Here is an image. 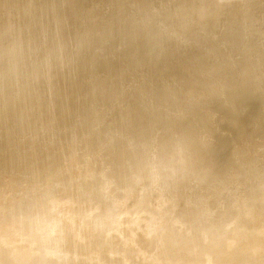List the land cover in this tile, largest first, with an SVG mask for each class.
Returning <instances> with one entry per match:
<instances>
[{
  "label": "bare ground",
  "instance_id": "1",
  "mask_svg": "<svg viewBox=\"0 0 264 264\" xmlns=\"http://www.w3.org/2000/svg\"><path fill=\"white\" fill-rule=\"evenodd\" d=\"M25 1L26 0H16L15 3H19V6L21 5V7H22L23 6L22 4H25ZM75 1H78V0H64V1L63 0H52V2L47 6L48 11H46V12H48V14L42 20L41 25L39 27H36V28L34 27V25L32 24L33 19L30 20L29 26L23 25L25 27L24 30H26L27 33L19 34V33H16L14 31H12V32L4 31L2 29L3 22L0 23V41L2 42V44H0V46H3V45L5 46L6 44H10V46H12V48L14 46H16V48H17V45H18L17 49L16 48L15 49L14 48L9 49V45H6V46H8L6 48L9 49V52L7 51L8 49H6L4 47V49H6L7 52L6 51H5L6 53L2 52L1 53L2 57L0 58V69H2L4 66L6 68L5 73H0V80L4 82V86H3L4 91H3L2 95H0V96L5 97L7 100L6 103H3L0 106L1 107V110H0V140H2L0 142V151L3 150L5 152L4 154L0 153V158L6 157L8 160H11V163H14V162L19 163L18 159H20V158L18 157V155L16 156V158H13L14 148L15 147L17 149L22 148L21 151L19 150L20 153L23 152V149L24 150L26 149V147H25V146H27L26 143L24 144L25 145L24 146V145H22V142L24 143L26 141V140H24L25 139L24 137H26V135L28 133V131H27L28 129H25L22 126H18V128L20 127V129L16 130V128H17L16 120L19 117L18 108L20 106L26 104L27 108H25V109L27 111H31L32 109L34 111L36 110L34 114H36V112H37V115H38V117L36 118L37 124L41 123V121L43 122L48 117V115L51 116L50 115V114H52L51 110H53V109L56 110L58 108V111L60 112L59 109L61 107L62 100L66 99L65 92H68V91H65V92H63V91L65 90V88L67 90V87L69 85H71L73 87L72 84L75 83V81L72 79L74 77V75H72L73 72H75V74H76V72L79 73L81 70L84 72V70H85L84 68L87 65V63L90 64L89 68L93 67V70H94L97 63L101 62V64L102 63L104 64L106 62L108 63L109 60L111 62L109 61L110 64H109L108 68L109 67L113 68L114 66L111 65L113 62L112 61L113 60L112 59V54H113L112 52H114V54H115V51L116 52L118 51V53H117L118 58H119V55L121 53H122L121 55L132 56V58H130V60H129V57L127 59V56H124L125 57L124 61H126V60H129V62L132 61L131 63H128V61H126L125 64L128 63V64H130L129 66H131V64H133L135 67H137V69L141 70V72H138V73H142V70L148 71L150 73V77H149V79L148 78L147 79L150 80L152 78L155 81H157L156 83L158 84V87L155 90L148 87V85H150V83L147 84V87L152 89V92L154 90L153 98H152L153 93L151 94V92H149V91L148 92L146 91L145 93L151 94V95H149L150 98L151 99L155 98L154 101L156 103H158V105L161 102L162 103L164 102V103H166V105L169 106L170 104H168V102H171L172 99H173V102H171V103H174L177 101V100L174 101L175 97H178V99L180 100L181 95L182 96L184 95L186 98L188 97L191 99V103H189L187 101V100L190 101V99L187 98V100H186V99H184L185 97H182L181 100L185 101V102L187 101L191 105L190 106L191 108H189L190 110L187 111L185 109L186 103L182 104L181 100H180L181 102L178 101L182 105H185V107H184L180 104V107L182 106L185 110H183L184 113L181 111L182 115L183 114L184 115L179 116L180 118L183 117V120H181V121L179 120L180 122L174 124L175 121L173 119L171 121H174V123H172L169 120V114H171L170 117H172L174 115L172 118L176 119L175 113H169L168 114V112H167V114H164L165 112H163V113L161 112L163 110V108L161 110V107H163V105L165 106L164 103H163V105H161V107H159L152 100V102L155 103L157 106L155 108L159 107L158 109L161 110L160 111L161 115L164 114L165 116L164 115L163 116L165 118H163V116L161 117L158 114V113H160L159 110L154 109L155 112L158 111L157 113H155L153 111L154 107L152 108V110H151V108L148 109L149 105L152 106V103L148 101L149 98L146 99V98L142 97L143 98V100H142L141 96L144 95L143 93L146 89H144V91H143L141 86H138L139 84L137 85L139 87L137 90H136L137 87H133V88H135V89H133L129 86L130 84L127 82L129 75H127V74H130L131 71L130 72L125 71L124 74L126 73L125 74L126 76L123 74V71L125 70V68H123V67H125L124 63H122L123 67H122V64H120L121 68H123L124 70H121V69H114L113 70L112 68H109L110 70L112 69L111 71L109 70L112 73H109V71H108L107 74L109 73L108 76L112 80V81H110V83L112 82V85H111L112 87L109 85V83H107V84L111 88L110 87L108 88V86L103 83L104 81L100 82V83L98 82L100 80V78L98 76H100V75H98L97 72L99 71L98 69L101 68L102 66L99 68H96L98 71L95 73L93 72V70H92V72L90 71V74L94 73V74L98 75L97 77L99 79L96 78L98 80L96 82H98V83H95L96 85L93 86L95 89L92 88V90L90 91V92H92L94 90L92 93L89 92L90 94H88L87 96L84 95V96H86V97H84L85 101L82 100V102L83 101L86 102L89 100L94 101L95 99H100V98H101V101H103L104 99H107V98H109L110 100H114L117 98V96H115V95L120 94V92L121 93L124 92L122 94L127 96L128 95L127 91L129 93L130 89L136 90L137 94L140 93L139 91L143 92L142 93L143 95L140 94L139 97H136L139 94L136 95V93H135L136 91L134 92L133 90H130L132 93H135L133 96L132 95L131 96L136 97V98L134 97L135 100H131V102H130V104L132 103L131 105L128 103L132 108H134L133 112H135V113L132 112V114H135V117L134 118L130 117L131 112H129V110H128L127 114L125 112L124 113L122 112L123 114H125V117L129 116V119H128L129 122H122V123L118 124L121 126V128L119 126H118V128L122 129L121 132L119 130V133L123 132L125 134V131L127 133L128 132L133 133L134 135L138 133L137 134L138 138L135 137L136 135L134 136L135 138H137V143L133 144L135 141L132 143L128 140H124V139H128V137L126 136L127 137L126 138V137H124L125 135H123V134L121 135L118 132H115L111 127H109L110 128V131H109L108 125L105 126L106 124L102 125L101 128L97 129V132L100 134V136H99V134L97 133L98 136L101 138V136L103 135L102 136L103 141H104V139H108V132H110L112 134V137H113L114 133H115V135H117V134L121 135V137L120 136H119V138L117 137L118 138L117 144H119V145L117 146V144H116L115 149H114V147H113V149L111 148L112 150L109 149L110 151L114 150L115 153H107L109 160H110V157L112 154H114L116 156L115 163L111 164L114 160L112 162L110 160V163H109V160L106 159V160L100 161L101 162L100 166L103 165V166L107 167L109 169L110 174L119 175V174L123 173V171L125 172L128 169H134L135 170V169H141V168H143V166L144 167L149 166V165H151L152 161H153V163L160 161V162H157L155 165L157 166V164H159L161 167V165H163V164H160V163L162 162L163 159L167 160L164 157H166L167 156L166 154H168V153H171L169 155L170 157L168 156L170 159L176 158V160H177V158L179 156V158H178V159H180V160H178L179 166H178V168L176 166V170H175V167L173 164L174 162L177 163L175 159H173V161L175 160L174 162L169 163V164L173 165V166H171V167H174L173 169L170 168V165L167 164L168 161H167V163L166 162L164 163L165 166H167V167L163 168V166H162L161 167L162 169L161 168L157 169L154 166L157 169L156 170L157 174L161 175V176L172 177V175H174L175 171L177 174V172L179 171L178 169L180 167H181L180 170L181 169L184 170V176H183L184 178L182 176L179 177L178 175H176L179 178L182 177L183 180L175 179L174 182H172L170 180L165 182L162 180L160 182L161 185L164 184V186L163 185L162 186H163V188H165V189L162 188L163 189L162 194L164 192V194H163L164 195V201H165V198L167 197L166 195H169L170 192H172L173 199L175 198L174 197L175 194L179 197L185 195L186 201L199 199L198 201H200V202H203V200H204V203L206 205L208 203H206L205 200L207 201V200L211 199L212 203H209V204L213 206V208L211 207L212 210L214 209V211H212V212H215V214H216L215 217L213 218V222L215 223L216 227L221 232H223L225 230H227L228 232H232V231H235L237 229H244L246 231H253V230L259 231L260 229H264V201H262V198H264V179H262L264 177V174H263L264 171H263V173L261 171V177L262 178H260L261 179L260 180L258 178V177H260L259 176L260 173H258V169H256V166L259 164V161H258V164L256 163L257 158L259 159V157H260V158L264 159V115L262 116V118H261V116L260 117L258 116V115H262L264 111L262 110V104H259V105H261V110L263 111L261 114H259L261 111L260 106L258 108L257 104H255L254 107H251L252 109H254L256 106L257 108H255L254 110H252L249 107L252 111L251 110L247 111L246 109H248V107L245 109V107L247 106V103L245 104L246 106L244 108H242V107L237 108L239 105H241L239 103L243 102L244 100H247L249 97L252 96L251 94H252V91H254V89L253 90L251 89L252 91L250 90L251 91L250 92L249 88H251L253 85L255 86V84H254L255 82L259 86V87L257 86L258 89L260 88L259 90H255V91H259L255 94L257 96H259V98H262L260 95H263V98H264V0H255L254 2L251 0L250 3L246 4V7H245V2H244V6H243V4L240 3L241 2L240 0H178L177 2H176V0H175V2L173 0L174 4L178 3L176 5L175 9L173 8V6L175 7V5L173 3H171V4H173L171 6L174 9L173 11H172V8H171V10H169L170 2H172V0H170V1H168V0H100L99 1L98 0V2H101V3L98 6L96 5L97 9L95 8L94 10H91L89 8L90 7L89 6L90 5L89 0L88 1L85 0V4H87V2H89V5L87 4V6H86L87 8L86 9L84 8L83 10L79 9L81 11L75 9L78 12L74 11L75 14H73L71 17L70 13L67 14V12H70L72 10V9H70V11H68V9H69L68 6L71 7V5L76 4ZM113 1L117 2L116 3L117 5L114 4V5H116V7L113 5L116 8V10L114 9L115 10L114 14H113V12L111 13L113 15H110L107 18H105L104 17L105 11L107 9L104 10V8L107 7L108 4L111 5L110 3H113ZM243 1H245V0H243ZM72 2H73V4H71ZM81 2L84 3L83 0ZM81 2H80V4H81ZM247 2H248V0H247ZM256 2H257V4H256ZM83 3H82V6L84 5ZM80 4H79V6H81ZM76 5H78V2ZM79 6H76V7L81 8ZM155 6L159 7L158 9H160V12L156 11L157 9L155 8ZM152 7H154V9H155V10H153V11H155V13L154 12L152 13L150 11L153 9ZM39 8L40 9H38L36 12L37 14L39 12H40L39 14L45 13V10H46L45 7H44V9H41L42 8L41 6ZM108 8H110V7H108ZM166 8L168 10V13L165 11ZM229 8H231V9H229ZM148 9H149V11H148ZM146 11H148L149 13ZM170 11H172V12H170ZM157 12H159L160 16L162 14L163 15H167V14L170 15V16L167 15V17H166L168 20H170L169 18L172 16L171 19H172V22L174 20L173 24H175V25L173 26L174 28L171 30V32L173 30H175V31H177L176 33L179 35V37H181L180 40H178L179 38L177 37V34H176V36L173 34V33H175V31L172 32L170 37H172V36L177 37V41H178V42L176 40L174 41L175 46H172L174 44V42L173 43L171 42L172 45L168 46V43L171 40L169 39V37L165 36L166 34H164V33L161 34V32H165V31H163V30L161 31L160 26H161L162 22L164 21L163 23H165L166 20L162 19L163 20L162 21L161 18H164L165 16L162 17L163 16L162 15L160 17L156 14ZM150 13L152 14L151 16H153V14L155 16L147 17L148 15H146V14H150ZM165 13H167V14H165ZM156 15H157V17H156ZM68 16L70 17V19H68L69 18ZM124 16H125L126 20L124 19ZM118 17H120L119 19H122L121 17H123V19L125 20V21L121 22L118 19L119 24L121 23L120 24L121 26L117 24L118 21H116V18H118ZM98 18H100V19L103 18L102 21L104 23L103 22L102 23L106 24L105 25L106 27L104 28V30H102L101 32L99 31V33H97V31H95L97 29H95V26H94V22ZM113 18H115L116 24L114 23ZM166 18H164V19H166ZM18 21H20V20H18ZM137 21L141 22V26L139 25L140 29L136 25H135L136 27L134 25L132 27L130 26L131 24H135ZM159 22H161V24ZM169 22H171V20ZM61 23L64 24V26L61 25L63 27V28L61 27L63 30V31L61 30V32L64 35V37H67L66 40H68V41L62 39L63 36H62V34H60L59 25ZM156 23L160 27L159 28L160 30H156V32H152L155 30L154 26L156 25ZM138 24H140V23H138ZM142 24H144V26H142ZM169 24L170 23H168V26H169ZM157 25H156V27H158ZM73 26H77V29L74 30ZM141 27H144L145 31H142ZM163 27H164V25H163ZM136 28H137V30L138 29L141 30L142 33L136 34L139 31V30L137 31ZM211 29H215L216 31L219 30V31H217V33H219V32L221 33V31H223V32L221 35L219 33V35H220L219 36V35H216L217 33L216 34L214 33L215 30L212 31ZM168 30L170 32L169 27L167 28V31ZM189 30H190V34H192V36L194 35L193 30H195L194 31L195 35L193 37L190 35L191 37L187 39V35H186V37L184 35L186 34L185 32L189 31ZM208 30H209V32L212 31L215 35L214 34L212 35L210 33L211 34V36H210ZM158 31H160V34H157ZM203 31L204 32L207 31L209 36L207 35L206 32H205V35H207V36H205ZM2 32H4V33H2ZM143 32H145V33H143ZM201 32H203L202 34H203V36H205V39H204V37L200 38V36L202 35ZM15 33L17 36H14ZM152 33H155V34H152ZM166 33H168V32H166ZM169 34H168V36H169ZM60 35L62 37L60 39H62L63 41H66V43L65 44H62V43L57 44L55 42L57 45H54L52 42L51 45L53 44L54 48H56V49H54L55 52H53L52 50H51L52 51L51 52L50 48H52V47L46 45L47 41L49 40V38L55 37L54 38V39H56L55 41L61 42V40L59 39ZM182 36L185 37L186 39L182 38ZM174 37H173V39H175ZM206 37H208V38H206ZM57 39H59V40H57ZM4 40L5 41L7 40L9 43L7 41H6L7 43H5ZM50 40H53V39H50ZM189 40L192 43L187 42ZM67 42H70V43L68 44ZM3 43H5V44H3ZM48 44H50V43H48ZM188 44H190V45H188ZM92 45L95 47H93ZM108 45L111 47L109 48ZM70 46H72L71 48L74 47V49H71V50H74L73 52L69 51V52H71V54L67 51L68 50L67 48H70ZM106 46L108 47V49H110L108 52H104V50H103V49H105ZM163 46L167 47L166 52L164 50L160 51L162 49L160 47H163ZM107 47H106L105 51L108 50ZM157 48H158V50L160 48V50H159L160 52L159 51L158 52L161 53L162 55H163V52L166 53V54L164 53V59L162 58L163 59L162 61H165V59H166L169 67L165 66V64H167V63L164 64V62L163 63L160 62L162 65L164 64L163 66H165L166 69L168 68V70L165 72L163 69H162L163 71L161 69H159V66H157V64H155V62H154L155 57H157L158 59L161 58V57L160 58L158 57L161 54H157V56H155V57L152 56V52L156 53L157 51H154V50L155 49L157 50ZM101 50L104 53L108 54L107 56H109V54H111V56H109V58H107V56L102 53L103 57H101L100 56V53L102 52ZM119 51H120V54H119ZM22 52H24L23 53L24 55L22 54ZM20 53H21V55H19ZM33 53L36 54V55H34L36 57V58L34 57L36 62H39L40 60H42V61L45 60V64H42V63H44L42 61H40L39 63L36 64L34 59L30 60V61H34V63L36 65L30 61H29L30 63L27 62L28 64H26V61L24 62V59L27 57V54L31 55L29 57V59H32ZM38 53H40V54L38 55ZM48 54L50 55L49 58H47L49 56ZM60 54H62L64 56L63 58L60 59L61 62H60V60L59 61L57 60V57ZM74 54L77 55V57H78L77 63L79 64L80 63L79 61L82 60L81 63L79 65L77 64V67H76L75 66L76 62L73 61L75 65L72 64L73 66H69L71 69H63V65L68 64L66 62H69V60H73V59L75 60L76 59L75 58L76 56H73ZM114 54H113V56H115ZM17 55H19L20 57ZM46 55H48V56H46ZM121 55H120V59H121ZM154 55H156V54H154ZM21 56H25L24 59H21L23 61H21L18 58H17V60H20V62H22V63L24 62V63L23 64L21 63L19 65V64H17L19 62L18 61L16 62V57L21 58ZM45 56H46V58H45ZM72 56H73V58H71ZM104 56H106L105 57V59L107 58L106 60H108V59L109 60L105 62V59H104V61L102 62L101 59H103ZM110 57H111V59H110ZM43 58H45V59H43ZM122 58H123V56H122ZM157 58H155V59L157 60ZM26 59H28V57ZM46 59H48V62H46ZM62 59H63L64 63L62 65V70H59V68L61 67V64H62ZM15 62H16V65H15ZM121 62H122V60L120 61V63ZM156 63H158V62L156 61ZM160 63L158 65H160ZM93 64L94 65L96 64V65L92 66ZM187 64L191 65L190 69L184 68L185 70H182L183 69L182 68L181 69L182 71L178 72V70H177L178 67L184 66V65L187 66ZM69 65H71V63ZM107 65L105 68V64H104V67H102V69H100V70H103L104 68L108 70ZM120 65H118V66H120ZM74 66L76 68H74ZM98 66H100V65L98 64ZM118 66H116V67H118ZM126 66H128V65L126 64ZM47 67H50V68L52 67V69L54 67V68H56V71L53 69L55 72L54 71H52V72H54V73H52V74L49 73L50 76L48 74L45 75V73H46L45 71H47L46 70ZM57 67H59V68H57ZM165 67H163V68L165 69ZM65 68H66V65H65ZM130 68H132V67H130ZM130 68H127V69L130 70ZM192 68L193 69L195 68L196 71H193ZM133 69L135 71L137 70L135 68H133ZM133 69H132V71H133ZM86 70H88L87 66H86ZM107 70H104L105 73ZM48 72L49 71H47V73ZM148 72H146V73L143 72V75H144V73L147 74ZM84 73H86L85 74L86 76L91 77L90 74H87L88 71H85ZM98 73L103 74L104 72L99 71ZM134 73H133V75H134ZM149 73H148V75H149ZM103 75H101V76H103ZM143 75L139 74V76H140L139 80L141 78H143V77H141ZM94 76H96V75H94ZM108 76H106V77H108ZM130 76H132V75L130 74ZM137 76H138V74H137ZM144 77H146V76H144ZM129 78H131V77H129ZM137 78L138 77H136L135 80H138ZM56 79L59 80L60 82H63V84L68 83V81L72 82V80H73V83L69 84L68 86H67V84H65L66 87L64 88V90L61 89L62 88L61 87V88H59V91L61 90L60 94L59 93L56 94V91L58 92V89L55 87L59 86L56 83L57 82ZM93 79L95 82L94 77H93ZM102 79L103 78H101V80ZM103 80H105V79H103ZM135 80L133 79L132 83H134ZM59 81H58V83H60ZM90 81L93 83L92 80H90ZM140 81H143V79H141ZM150 81H148V82H150ZM126 82H127V86H129L130 88L127 87L126 88L127 90L125 92L124 86L126 85ZM151 83L153 84V85L152 84L151 85L154 88L155 82L152 80ZM161 83H163V85L165 83L169 84V85H171V83H173L172 85H174V86L171 85V87L172 88L178 87V88H174L175 91L174 92L172 91L173 94H172V92H171V94H169L166 91L167 89H165V87L159 86ZM63 84H62V86H63ZM250 84L252 85L251 87H250ZM2 85H3V83H2ZM74 85L77 86L78 84H74ZM144 85H145V83H144ZM175 85H177V86H175ZM207 85H209L210 87ZM76 86L74 87V89L76 88ZM156 86L157 85L155 84V87ZM145 87H146V85L144 86V88ZM51 88H55L56 89V90H54L55 92L53 91L54 94L57 96L59 95L58 97L57 96L54 97L53 96L54 94L52 92V94H53V95L51 94V96L53 98L52 100L50 99L51 97H49V99H48V98H46V94H44V96L42 94V93H45V90H48ZM77 88H78V86H77ZM128 88H129V90H128ZM166 88H168V85L166 86ZM172 88L168 89V91L172 90ZM0 91H1V85H0ZM41 94H42V96H41ZM30 95L32 97H30ZM129 95H128V99L131 97V96L129 97ZM126 96L122 95L123 98L120 96L121 100L124 99ZM147 96H148V94H147ZM240 96L244 100L239 101L238 106L235 105L236 110H234V112L232 110H230L231 111L230 112L229 108L232 105H234V104H232L231 106H229L231 101H233V99L240 97ZM28 97L31 99L29 100ZM72 97H73V99H72ZM144 97H146V96H144ZM118 98H119V95H118ZM118 98L116 100H114L115 104H116V101H118V102L121 101V100H118ZM47 99L51 102V104L53 106L51 108V110L49 107H47L48 106L47 105V103H48ZM70 99H71L70 101L73 100V102H74V96H71ZM238 99H237V101H238ZM145 100L148 101V102L146 101L148 108L145 107V105H144L145 102L144 103L142 102ZM67 101H69V100L68 99H66V101L63 100V102H65L66 106L68 104V103H66ZM124 101H125V99H124ZM237 101H235L236 104H237ZM261 101H263V100H261ZM75 102H76V99H75ZM75 102L73 104H76V105H73V106L80 107L78 104H80L81 102L78 103L79 100L76 103ZM123 102L121 104H119L118 107L120 105H121L120 108H122V106L123 107L128 106ZM125 102L127 103V101H125ZM69 103L72 104V102H69ZM256 103H258V101ZM70 104H68V105H70ZM122 104H124V105H122ZM171 105L173 106L174 104H171ZM175 105H177V103H175ZM49 106L51 107V105H49ZM64 106L65 105L62 106L63 107L62 109L64 110L63 112L59 113L57 111V113L56 112H54V113H56V114L59 113L58 114V117L60 115L59 120L69 121L68 119L73 117V115L76 114L78 109L76 110L74 107L72 110H70V108L68 110L65 107L67 109L66 110L64 108ZM263 106H264V103H263ZM67 107H70V106H67ZM118 107H117V109H118ZM167 107L164 110L170 111L168 109L170 107H168V108ZM173 107H175V106H173ZM173 107L171 108V110L176 109ZM176 107L178 108V106H176ZM233 108H235V107L233 106ZM123 109L124 108L118 109V111H120V110L123 111ZM128 109H131V108H128ZM180 109L181 108H178L177 111H180ZM80 110L81 109H79V111ZM130 111H132V109ZM186 111H187V113L185 114ZM78 112H77V114H78ZM174 112H176V110ZM181 112H177L176 116L180 115ZM118 113H120V112H118ZM154 113L159 115L160 119ZM120 114H119V116H120ZM131 116L133 117V115H131ZM156 116L158 119L156 118ZM257 116L259 118H261V120L259 119L258 122L256 121V123L259 124V125L256 124V126L258 127L257 128L258 131L255 130L253 132L255 133L257 131L262 136V141L261 142L258 141V144H257L258 147L260 144L261 149H260V147L256 148L257 141H255V139H254L256 133L255 134L252 133V136H250V137L246 136L245 129H249V128L247 127L246 124H244L246 121L244 119L247 118V120H250V123L247 121L246 122L249 124H252L253 121H255L257 119ZM33 118H34V116H33ZM130 118H131V120H130ZM161 118L164 120H161ZM242 118H244V119H242ZM177 119H178V117H177ZM241 119H242V121H240ZM159 120L161 122L160 126L158 124ZM243 120H244V123L241 124L240 122H243ZM84 121H86V120H84ZM13 122L16 123V126H15V124L13 125L16 127L15 130H12ZM119 122H121V120H119ZM82 123L85 124V122H83V121H82ZM99 123H104V122L101 121ZM99 123H98V125L100 126L101 124H99ZM188 124L189 125L191 124L192 126L190 125V127H189ZM33 125L35 126V122ZM109 126H111V125L109 124ZM115 127H114V129H117ZM185 127H186V130L192 129L193 131L192 130L187 131V133H188L187 134L186 130H184ZM38 128H40V127H38ZM189 132H191V133L189 134ZM154 133H157V134H154ZM47 134H49V133H47ZM47 134H46V136H47ZM5 135L12 137L13 139L14 138L16 139V140H13L14 143H16V144H14L15 146L12 144L13 142L11 140H9V141H11L12 143L9 142V144L7 141H6L7 143L3 142V137ZM10 135H12V136H10ZM28 135L31 136L32 133L28 134ZM232 135L234 136L233 139H231L233 137ZM256 135L258 136V134H256ZM46 136H45L44 140H46L47 138L50 137V135L47 137ZM129 136H133V135L129 134ZM227 136H231L230 140L227 139L228 138ZM32 137H33V135H32ZM34 137L37 138L38 136H34ZM59 137L60 136H58V138ZM123 137H124V139H123ZM29 138L26 137V139H29V141L33 140V138H31V137H29ZM35 138H34V140H35ZM39 138L40 137H38L39 142L34 143L35 141H38L37 139L33 142L34 146L36 144H37V146H41L40 143H42L43 137L41 138L42 140H40ZM100 138H99V140H100ZM115 138H116V136H114V140H115ZM117 138H116V140H117ZM120 138L123 139L122 143L119 142V140H121ZM258 138H259V136H258ZM258 138H257V140H258ZM132 139H133V137H132ZM132 139H131V141H132ZM129 140H130V137H129ZM29 141L27 140V144L30 143ZM127 141L133 145L139 146V148L137 146H134V148L136 147L137 148L136 150H138V152L137 151L135 152L136 155L134 154L135 149H134V151H132V148L131 149L129 148L130 151L128 150L129 145H127V143H128ZM216 141L219 142L218 143L219 145H217ZM58 142L59 141L54 140V142L53 141L50 142V146L49 145H46V146L43 145V147L42 148L40 147V148L43 149V151H46L50 158L54 157V159H55L56 155L55 156H53V155L55 154L54 150L58 149L57 148V146L59 145ZM51 143L57 144V146L55 147L56 149L53 150ZM113 143H116V142H112V144ZM6 144L7 145L12 144L13 147L12 146L6 147ZM104 144L101 143V145H104ZM131 144H130V147H131ZM161 144H164L165 147L162 145V147H164V148L160 150L159 149L160 147L158 148L157 146L158 145L161 146ZM60 145H61V143H60ZM101 145H100L99 151L102 150L103 147L105 146L104 145L101 149ZM113 145H111V143H110V146H109V144H108V148L113 146ZM133 145H132V147H133ZM53 146H55V145H53ZM8 147H10V148H8ZM105 148H107V146H105ZM177 148L181 149L180 153L176 152V155L177 154H179V155L177 157H175L176 155L174 157H171V155L173 156L172 151H176L174 149H177ZM255 148L260 150V151L258 150L259 153L258 154L256 153L257 154L256 156L254 155V153L253 154L251 153V151ZM179 149H177V150L179 151ZM215 149H218V151L220 150L219 153ZM109 150L105 149V151H108V152H109ZM255 150H253L252 152H254ZM59 151H61V150H59ZM151 151L153 152L154 157H152V158L149 157L152 160L149 164V161L147 160L149 158H147L148 156L146 154H148L150 156L151 154H149V152H151ZM211 151H213V152H211ZM24 152H23V154H24ZM55 152H57V154L59 155L58 150H56ZM130 152L131 153L133 152V153L131 154ZM100 153H101V151H100ZM103 153L105 154L106 152H102L101 155ZM210 153H212V154H210ZM215 153H217L218 156L217 155L215 156ZM174 154H175V152H174ZM21 155L22 154H20L19 156H21ZM73 155L75 156V154H72L71 156H73ZM105 155L101 156L100 159L102 157H105ZM144 155H146L147 159L143 162ZM211 155L214 157H212ZM77 156L78 155H76V157ZM76 157H75V160H77ZM70 158L73 159L72 162L75 164L76 162L74 161V157H70ZM169 158H168V160H170ZM125 159H130V160L132 159V160L131 161L129 160L130 164L127 163L128 165H126V164H124V161L125 162L127 161ZM21 162L22 161L20 160V164L23 163V162L22 163ZM77 162H78L77 165H79L78 160H77ZM145 162L148 165L143 164ZM262 162H261V164H262ZM71 164L72 163L70 162L68 165L71 166ZM159 165L157 167H159ZM73 166H75V171H77L78 169L76 170V164ZM168 166L170 169L168 168ZM259 167H261V166H259ZM30 168L31 167H28L27 169H30ZM68 168H69V170H71L72 167L71 168L67 167V169ZM167 168L169 170L172 169L171 171H173L172 172L173 174ZM212 168H214L213 169L214 171H212ZM262 168H264V165L262 166ZM262 168H260V169H262ZM59 169H57V171ZM159 169H161V170H159ZM60 170H62V168ZM210 170H211V172H210ZM262 170H264V169H262ZM68 172H70V171H68ZM68 172H67V174H68ZM182 172H180V173H182ZM57 173H59V172H57ZM180 173H179V175H181ZM262 174H263V176H262ZM78 175L79 174L76 175V173H75L73 176H78ZM182 175H183V173H182ZM64 176H65V174H64ZM70 176H72V175H70ZM176 176H173V177H176ZM3 184L4 183L0 182V185H3ZM222 185L224 186V188ZM4 187L9 188V186H7L6 184L4 185ZM171 188H172V190H171ZM159 189H161V187ZM167 191H169V192H167ZM2 192L3 191H1V193H0V198L2 196L1 195ZM159 192H161V190ZM158 193H156V194H158ZM151 194L153 196L156 195L154 193H151ZM243 194L244 195L246 194L248 196L247 198H249L248 200L250 202L249 205L247 204V201L243 202L244 199L242 200L244 205H241V203H239V201H238L239 196H241ZM159 195H160V193L158 194V196ZM3 196L6 197L5 195H3ZM160 196H161V198H163L162 195H160ZM160 196H159V198H160ZM177 196H176V199L179 198ZM168 198L169 199L171 198L170 195L168 196ZM245 198H246V196H245ZM1 199H4V198H1ZM173 199H172V202H173ZM211 200H209V201H211ZM164 201H163V203L165 204V202L170 201V200H166L165 202ZM174 202L176 203V201H174ZM194 202L196 203L197 200ZM240 202H241V197H240ZM6 203H7V200L6 201L5 200L0 201V208H1V206H3ZM185 203L186 202H184L182 204V202H181V204H178L177 208L178 209L180 207L182 208L183 207L182 205H185ZM245 203L248 206H246ZM166 204H169V203H166ZM189 204L190 203H188L187 206L185 205L186 207L185 206L183 207V209L184 208L186 209L185 211L183 209L180 210V211L183 210V212H180V213H182V215L184 214L185 216L179 222V226H178V230L181 231L185 235V238H187V234L189 233L188 228L191 227L192 221L200 219V217L202 218V216L204 217L203 214H201L202 216L200 214H198L199 216H197L196 215V212H198L197 210H195L196 212H194L195 215H193V212H192V209H193L192 207H194V206L196 207V205H202V203L201 204L197 203L194 206H189ZM169 205H167V206H169ZM204 205H202V206H204ZM202 206L200 207V209L202 208ZM195 207H194V209H195ZM207 207H208V205L206 206V208ZM206 208H204V209H206ZM208 208H207L208 211L211 210L210 206ZM196 209L200 210L199 207L198 208L196 207ZM187 210L188 211L191 210L192 215L187 214L188 213V212H186ZM178 211H177V215H178ZM206 211L207 210H205L204 212H206ZM200 213H202V211ZM32 214H33V209L30 211V214L28 215V218H27L28 221H30ZM179 217H181V216H179ZM179 217H177V218H179ZM237 217H239L238 220H237ZM204 218H206V217H204ZM2 220H5V216L2 217ZM201 220H202L201 222H203V219H201ZM234 220L237 221L236 224L233 225L232 228H229V225H232ZM18 222H20L18 218H16V219L11 218L7 223L0 224V230H2V228H4L6 225L7 226L13 225L14 227H16ZM188 224H189V227L187 226ZM10 227H12V226H10ZM186 227H188V228H186ZM21 229H24V231H28V227L26 226V220H25V222L21 223ZM244 234L245 233H241V235H244ZM20 240H21V242L28 244L27 238L26 239H20ZM7 241H8V243L5 241V239L0 241V248L2 247L1 250H3V252L5 254H7L9 256V255H11L10 253H14V255L17 254L18 257L24 256L26 254V253L25 254L23 253V255H22V250H23L22 248H25V247L18 248L20 246L17 245V247H16L13 244H12L13 245L12 246L9 238ZM95 242H96L95 240L90 239V238L78 239L77 235L75 233L69 232L66 234V236L64 238V242L60 245V248H59V252L66 254V255H61L59 257H56L55 259H53L51 261V264H102V262H103V264H108V258L104 255V253L103 254L102 253H96L95 254L94 249L96 247L93 248V250H92V246L93 245L96 246ZM5 244L6 245L8 244L10 246L8 247V245L6 246ZM21 244H23V243H21ZM24 245L25 244H23V246ZM11 246H12V248H11ZM75 247L79 248L78 251L75 249ZM91 250H92V252H94L93 254H91ZM52 251L55 254L56 249H53ZM96 251L98 252V249H96ZM99 251H100V249H99ZM24 252H25V250H24ZM101 252H102V250H101ZM14 255H13V257H14ZM17 255H15V257ZM24 257H26V256H24ZM23 258H20V259L23 260ZM26 258L28 260V257H26ZM18 260H17V263L19 262ZM27 260H25V261H27ZM33 262H34V260H33ZM13 263L17 264L14 261H13ZM20 264H21V262H20ZM45 264H48V262H45ZM117 264H119V262H117ZM202 264H217V262L213 258H208V259L203 260Z\"/></svg>",
  "mask_w": 264,
  "mask_h": 264
},
{
  "label": "rangeland",
  "instance_id": "2",
  "mask_svg": "<svg viewBox=\"0 0 264 264\" xmlns=\"http://www.w3.org/2000/svg\"><path fill=\"white\" fill-rule=\"evenodd\" d=\"M64 1V0H63ZM82 1V0H78V1H75V3L77 4V2H78V5H76V4H73V2L71 3V4H73V5H71V7L70 6H68V11H70V9H72L70 12H67V14H69L70 13V16L72 17V15L73 14H75V12L74 11H76V12H78L77 10H79V9H86L87 7V4L89 5V2H90V9L91 10H94L95 8L97 9V6L101 3V2H98V0H89V2H87V4H85V0H83L84 1V3L83 2H81V4H80V2ZM86 1H88V0H86ZM100 1V0H99ZM168 1H170V0H168ZM178 0H176V2H177ZM241 2L240 3H242L243 4V6H244V2H245V7H246V4H248V3H250V1L251 0H248V2H247V0H245V1H243V0H240ZM243 1V2H242ZM253 2L255 1V0H252ZM16 2V0H0V23H2L3 22V25H2V29L4 30V31H10V32H12V31H14V32H16V33H19V34H21V33H27L26 32V30H24V26L25 25H27V26H29V22H30V20L31 19H33V21H32V24L34 25V27L36 28V27H39L40 25H41V22H42V20L46 17V15L48 14V12H46V11H48V9H47V6L52 2V0H26L25 1V4H22L23 6L21 7V5L19 6V3H15ZM115 2V3H114ZM174 2H175V0H174ZM174 2H173V0H172V2H170V8H169V10H171V6L174 4ZM213 2V1H212ZM82 3L84 4L83 6H82ZM117 2L116 1H113V3H110L111 5H107V7H105L104 8V10L105 9H107L106 11H105V18H107L108 16H110V15H113L114 14V12H115V10H116V4ZM171 3H173V4H171ZM214 3V2H213ZM252 3V2H251ZM79 4L81 5V6H79ZM114 4H116V5H114ZM178 3H176V4H174L175 5V7L173 6V8L175 9L176 8V5H177ZM241 4V5H242ZM256 4H257V2H256ZM65 5V4H64ZM97 5V6H96ZM115 7H114V6ZM213 5V4H212ZM19 6V7H18ZM42 7L41 9H44V7L46 8V10H45V13H41V14H37L36 12H37V10L38 9H40L39 7ZM67 6V5H66ZM75 6V7H74ZM76 6H79V7H81V8H77ZM248 6V5H247ZM74 7V8H73ZM108 7H110V8H108ZM153 8V9H152ZM151 9L152 10H150L152 13L154 12L155 13V11H153V10H155L154 9V7H152ZM155 8L157 9L156 11H159L160 12V9H158L159 7H156L155 6ZM161 8V7H160ZM168 8V7H167ZM167 8H166V12L168 13V10H167ZM172 8V11L174 10ZM75 9H77V10H75ZM115 9V10H114ZM229 9H231V8H229ZM40 11V10H39ZM79 11H81V10H79ZM148 11H149V9H148ZM148 11H146V12H148ZM172 11H170V12H172ZM74 12V13H73ZM113 12V14H111ZM159 12H157L156 14L158 15V16H160L159 15ZM169 12V13H170ZM149 13V12H148ZM167 13H165V14H167ZM146 15H148L147 17H150L152 14L150 13V14H146ZM157 15H156V17H157ZM163 15V14H162ZM161 15V16H162ZM168 15V14H167ZM167 15H163L162 17H164V18H166L167 17ZM153 16H155L154 14H153ZM153 16H151V17H153ZM160 16V17H161ZM168 16H170V15H168ZM69 17V16H68ZM159 17V18H160ZM120 17H118V18H116V21H118V25H120L119 24V20L121 21V22H123V21H125L126 20V18H125V16H124V19H123V17H121L122 19H119ZM164 18H161V20L163 19V20H166L165 21V23H163L162 21V24L164 25V27H163V25L161 24V22H159L160 24H161V31L163 30V31H165V32H161V34L162 33H164V34H166L165 36H167V37H169V39L171 40L169 43H168V46L169 45H172L171 44V42L173 43L175 40L177 41V37L179 38L178 40H180V38L181 37H179V35L176 33L177 31H175V30H173L172 32H174L175 31V33H173L175 36H176V34H177V37H174V36H172V37H170L171 36V34H172V32H171V30L174 28L173 26L175 25V24H173L174 23V20H173V22H172V16L169 18L170 20H171V22H169L170 20H168L167 18L166 19H164ZM68 19H70V17L68 18ZM114 19V23L116 24V21H115V18H113ZM119 19V20H118ZM18 20H20V21H18ZM103 20V18H98V19H96L95 20V22H94V26H95V29H97V30H95V31H97V33H99V31L101 32L102 30H104V28L106 27L105 25L106 24H103L104 22L102 21ZM168 21V22H167ZM103 22V23H102ZM167 22V23H166ZM70 23V22H69ZM138 23H140V24H138ZM143 23V22H142ZM158 23V24H159ZM168 23H170L169 24V26H168ZM173 24V25H172ZM24 25V26H23ZM64 26V24L63 23H61L60 25H59V27H60V34H62V32H61V30H62V26ZM138 26V28L140 29V27H139V25L141 26V22H139V21H137L135 24H131L130 26L132 27V26ZM156 25H157V23H156ZM156 25L154 26V31H152V32H156V30H160L159 28V26L158 27H156ZM121 26V25H120ZM135 26V27H136ZM142 26H144V24H142ZM172 28H171V27ZM62 27V28H61ZM165 29H163V28ZM170 28V32H169V30L167 31V28ZM21 30H20V29ZM142 28V31H145L144 30V27H141ZM158 28V29H157ZM73 29L75 30V29H77V26H73ZM131 29V28H130ZM138 29V30H139ZM136 30H137V28H136ZM137 30V31H138ZM212 31L213 30H215V29H211ZM18 31V32H17ZM63 31V30H62ZM136 31V32H137ZM141 30H139L136 34H141L142 33V31L140 32ZM194 31L195 30H193V34L195 35V33H194ZM212 31H210L209 32V30H208V32H209V34L211 33L212 35L215 33H217V31H219V30H215V32L213 33ZM133 32V31H132ZM159 32V33H158ZM157 32V34H160V31H158ZM166 32H168V33H166ZM192 32V31H191ZM204 32V31H203ZM203 32H201V34L203 33ZM206 33H207V35H208V32L207 31H205ZM205 32H204V35H205ZM222 32L223 31H221V33H220V35L222 34ZM2 33H4V32H2ZM16 33L14 34V36H17L16 35ZM143 33H145V32H143ZM170 33V34H169ZM186 33V34H185ZM184 34V36L186 37V35H187V39L188 38H190L191 36H192V34H190V30L189 31H186ZM219 33H217L216 35H219ZM152 34H155V33H152ZM168 34H169V36H168ZM200 34V35H201ZM211 34H210V36H211ZM214 34V35H215ZM191 35V36H190ZM193 35V36H194ZM207 35H205V36H207ZM219 35V36H220ZM62 36H63V38L61 37V35L59 36V39L60 38H62V39H64V40H66L67 39V37H64V35L62 34ZM192 36V37H193ZM205 36H203V34L200 36V38H203L204 37V39H205ZM209 36V35H208ZM173 37L175 38V39H173ZM185 37H183L182 36V38H185ZM55 37H51V38H49V40L50 39H53V40H48L47 41V44L46 45H48V46H50V47H52V48H50V51L52 50L53 52H55L54 51V49H56V48H54V45H57V44H60V43H62V44H65L66 43V41H68V40H66V41H63L62 39H60L61 40V42L59 41H55L56 39H54ZM69 38V37H68ZM172 38V39H171ZM206 38H208V37H206ZM59 39H57V40H59ZM186 39V38H185ZM70 40V39H69ZM3 41V40H2ZM5 41V40H4ZM7 41V40H6ZM5 41V43H7ZM53 42V44L51 45V43ZM57 44H56V43ZM178 42V41H177ZM176 42V43H177ZM187 42H191L190 40L189 41H187ZM5 43H3V44H5ZM9 43V42H8ZM48 43H50V44H48ZM68 44L70 43V42H67ZM192 43V42H191ZM0 44H2V42L0 41ZM6 45H9V49H15L16 48V46H14L13 48H12V46H10V44H6ZM0 46V58L2 57L1 56V53L2 52H5L6 51V49H8V48H6V47H8V46ZM188 45H190V44H188ZM21 46V45H20ZM47 46V47H48ZM93 46V45H92ZM172 46H175V42H174V44L172 45ZM4 47L6 48V49H4ZM72 46H70V48H67L68 50V52L69 51H71V52H73L74 50H71V49H74V47L73 48H71ZM93 47H95V46H93ZM107 47V46H106ZM106 47H105V49H106ZM108 47L110 48L111 46H109L108 45ZM108 47H107V49H108ZM165 49H164V48ZM163 47H160V48H162L161 50H160V48H159V50L160 51H165L166 52V49H167V47L166 46H163ZM17 48H18V45H17ZM16 48V49H17ZM199 48V47H198ZM4 49V50H3ZM9 49L7 50L8 52H9ZM105 49H103L104 50V52H108L110 49H108V50H106L105 51ZM158 50V48H157V50L155 49L154 51H159ZM203 50V49H202ZM6 51V52H7ZM51 51V52H52ZM66 51V50H65ZM102 51V50H101ZM159 51V52H160ZM5 52V53H6ZM38 52V51H37ZM50 52V53H51ZM67 52V53H68ZM71 52H69L70 54H71ZM103 51L100 53V56L101 57H103V55H102V53L104 54V55H108V54H106V53H104ZM155 53V52H152V56H157V54H161V53ZM165 52H163V55L161 56H158L160 59H158L157 57H155V58H157V60L154 58V62H155V64H157V66H159V69H163L164 70V72L165 71H167L168 70V68L166 69V67L168 66L169 67V65H168V62H167V60L165 59V61H162L163 59H164V53ZM24 52H22V54H23ZM64 53V52H63ZM66 53V54H67ZM113 54H114V52H112ZM117 53H118V51L116 52L115 51V56H113V54H112V66H114L113 68L112 67H109V68H112L113 70L114 69H121V70H124L123 68H125V70L123 71V74H124V72L126 71H128V72H130V74L132 75V76H130V74H127V75H129L128 76V79H127V82L130 84H128L131 88H133V87H137L136 88V90L139 88L138 86H141V88L143 89V91H144V89H146L145 91H144V93L142 92V91H139L140 93H138L137 94V91L136 90H133V89H135V88H133V89H130V90H133L135 93H136V95H138V96H136V97H139L140 96V94H142L143 96H141V98L143 97V98H149V102H151L152 103V106H150L149 104V108H148V106H147V100H145V101H142L143 103H144V105H145V107L146 108H148V109H150L151 108V110H152V108H153V111L155 112V110L157 109V110H159V112L162 110V108H163V110L161 111L162 113L163 112H165L164 114H167V112H168V114L169 113H175V117H176V119H177V117H178V119L176 120L175 118H172V117H170V115L171 114H169V120L171 121L172 119L175 121V123H174V121H171L172 123H174V124H176V123H178V122H180L181 120H183V117L182 118H180L179 116H181L182 115V112L184 113V111L183 110H190L189 108H191L190 106V104L189 103H191V99L190 98H188V99H190V101L189 100H187V98L183 95H181V97H180V100L182 99V97H185L184 99H186L187 101L185 102V101H180L179 99H178V97H175L174 98V101L175 100H177L176 102H174V103H171V102H173V99H172V101L171 102H168V104H170L169 106L168 105H166V103H164L165 104V106L163 105V103L161 102L159 105H158V103H156L155 101H154V99H151L150 98V96L149 95H151L153 92H154V90L158 87V84L156 83L157 81H155L154 79H150L151 81L153 80L155 83H154V88H153V82L151 83V81L150 80H148L149 79V77H150V73L148 72V71H143L142 70V73H138V72H141V70H139V69H137V67H135L133 64H131V66H129L130 64H128V63H131L132 61H130L129 62V60H130V58H132V56H128V55H121L120 54V51H119V54L121 55V59H120V55H119V58H118V55H117ZM40 53H38V55H39ZM69 54V55H70ZM154 54H156V55H154ZM166 54V53H165ZM19 55H21V53L19 54ZM19 55H17V56H19ZM24 55V54H23ZM26 55V54H25ZM34 55H36V54H34L33 53V55H32V59H29V57L31 56V55H28L27 54V57H28V59H24V57L25 56H21V58H19V57H16V62L18 61L19 63H17V64H21L22 62H20V60L21 59H24V62L26 61V64H28L27 62H29L30 60H33L34 59ZM49 55V54H48ZM48 55H46V56H48ZM61 55V56H60ZM58 57H57V60L59 61L61 58H63L64 56L62 55V54H60ZM46 56H45V58H46ZM73 56H76L75 58V60L73 59V60H69V62H66V63H68V64H65L66 65V68H65V65H63V59H62V64H61V69L59 68V67H57V68H59V70H62V65H63V69H71L69 66H73L72 64H74V62H76V67H77V61H78V57H77V55H73ZM73 56L71 57V58H73ZM106 56H104V58L103 59H101L102 60V62L104 61V59H105V57ZM109 56H111V54H109ZM109 56H107V58H109ZM122 56H123V58H122ZM124 56H127V59H128V57H129V60H126V61H128V63H126L128 66H126V64H125V62L126 61H124ZM50 57V55L47 57V58H49ZM17 58L18 59H20V60H17ZM36 58V57H35ZM45 58H43V59H45ZM70 58V59H71ZM106 58V59H107ZM163 58V59H162ZM105 59V62L106 61H108V60H106ZM110 59H111V57H110ZM28 60V61H27ZM35 60V59H34ZM122 60V62L120 63V61ZM160 60V61H159ZM21 61H23V60H21ZM40 61H42V60H40ZM39 61V62H40ZM74 61V62H73ZM81 61L82 60H80L79 62L81 63ZM110 61V60H109ZM108 61V63L106 62V63H104L105 64V68H106V65H107V68H108V66H109V64H110V62ZM156 61L158 62V63H156ZM16 62H15V65H16ZM23 62V63H24ZM30 62H33L34 63V61H30ZM29 62V63H30ZM35 62H36V60H35ZM39 62H36V64L37 63H39ZM42 62H44V63H42ZM41 63L42 64H45V60L44 61H42ZM46 62H48V59H46ZM60 62H61V60H60ZM73 62V63H72ZM160 62H164V64L165 63H167V64H165V66H163ZM22 63V64H23ZM71 63V65H69ZM79 63V64H80ZM122 63H124V65H125V67H123V64ZM160 63V65H158ZM35 64V63H34ZM35 64V65H36ZM78 64V65H79ZM98 64L100 65V66H98ZM104 64L102 63L101 64V62L100 63H97V65H96V67L94 68V70H93V67L92 68H89V63H87V69L88 70H86V66H85V70H84V72L85 71H88V73L87 74H90V71L92 72V70H93V72L95 73V72H97L98 70L100 71V72H104L105 73V71L104 70H107V69H103V70H100V69H102V67H104ZM120 64H122V67L123 68H121V65ZM94 64L92 65V66H95ZM110 65V66H111ZM118 65H120V66H118ZM74 66V68H76ZM102 66V67H101ZM116 66H118V67H116ZM134 66V67H133ZM165 67V69L163 68V67ZM189 66V67H188ZM99 67H101V68H99ZM130 67H132V68H130ZM161 67V68H160ZM50 67H47V71H49L48 73H47V71H45L46 73H45V75L46 74H48L49 76H50V74H52V73H54L55 71H56V68H54L53 67V69L55 70H53L52 69V67L49 69ZM73 68V67H72ZM96 68H99L98 70L96 69ZM108 68V70L106 71V73L103 75V74H101V73H98L97 72V74L98 75H103V76H98L97 74H94V73H91L90 74V76L91 77H88V76H86L85 74L86 73H84L82 70L78 73V72H76V74H75V72H73L72 73V75H74V77L72 78L74 81H75V83H73V80H72V82L70 81H68V83H64L63 84V82H60L59 80H57V85H59V86H57V87H55V88H57L58 89V92L56 91V94H60V91H59V88H61V89H63L64 90V88L66 87L65 86V84H67V86L69 85V84H71V83H73L72 85H73V87L71 86V85H69L68 87H67V90H66V88H65V90L63 91V92H65V91H68V92H65V94H66V99H68L69 101H67L66 103H68V104H70L69 102H72V104H70V105H68L67 104V106H70V107H67L66 106V104H65V102H63V100H65L66 101V99H63L62 100V104H61V107H60V112H63L64 110L62 109L63 107V105H65L64 106V108L66 107L68 110H69V108H70V110H72L75 106H73V105H76V104H73L74 102H75V99H76V102L79 100V102L78 103H80V104H78L80 107H75V109L77 110V112L79 111V109H81L79 112H78V114H77V112H76V114L75 115H73V117H71V118H69L68 120L69 121H62V120H59V117H60V115H59V117H58V114L60 113L59 111H58V108L55 110V109H53V110H51V108L53 107L52 106V104H51V102L48 100L49 99V97H51L50 99L52 100L53 98H52V96H51V94H52V92L54 91V90H56L55 88H51V89H48V90H45V93H42L43 94V96H44V94H46V98H48L47 100V107H49L50 108V110H51V113L52 114H50L51 116H49L48 115V117L42 122L41 121V123H39V124H37V117H38V115H37V112H36V114H34L35 113V111L32 109L31 111H27L25 108H27V105L26 104H24V105H22V106H20L19 108H18V112H19V117H18V119L16 120V122H17V128L15 127L16 126V123H14L13 122V124H12V126L15 124V126H13V128H12V130H15V128H16V130L17 129H20V127L18 128V126H22V127H24L25 129H28L27 131H28V133H27V135H26V137H31V138H33L34 136H38V137H40L39 139L40 140H42L43 139V141H42V143H40L41 144V146H37V144L34 146V144H33V142L37 139L38 140V137L37 138H35V140H34V138H33V140H31V141H29V139H26V137H24L25 139L24 140H26L24 143L22 142V145H24L25 143H26V145L27 146H25L26 147V149L24 150L23 149V152H24V154H23V152H21L20 153V151H21V149H17L16 147L14 148V151H13V158H16V156L18 155V157L20 158V159H18L19 160V163H11V160H8L6 157L5 158H0V182H2V183H4L3 185H0V193H1V191H3L2 192V196H1V198H4V199H1L0 198V201H6L7 200V203L6 204H4L3 206H1V208H0V224H4V223H7L11 218L12 219H16V218H18L19 219V221L20 222H18L17 223V225H16V227H14L13 225H10V226H12V227H10L9 225V227L7 226H5L4 228H2V230H0V241H2L3 239H5V241L8 243V238H9V240L11 241V245L13 244L14 246H16L17 247V245L18 246H20V247H18V248H21V247H25V248H22L23 250H22V255H23V253L25 254L26 253V249L28 248V244H26V243H24V242H21V240L20 239H26L27 237H28V231H24V229H21V223H23V222H25V220H26V226L28 227V224H29V221L27 220V218H28V215L30 214V211L32 210V209H34L37 205H38V203L40 202V201H42V200H44V199H47V198H50V197H52V196H55L57 193H60V192H68L69 191V193H71V192H73V191H75L78 187H80L83 183H85V181L87 180V177H88V175H89V173L90 172H93L95 169H97V168H99L100 167V161L101 160H106V159H108L109 160V158H108V154L107 153H115L114 152V150L113 151H110V150H112L113 149V147H114V149H115V145L118 143V138H119V136L121 137V135L123 134V135H125L124 137H128V139H124V137H123V139L124 140H128V141H130V142H134L133 144H135V143H137V134H133V133H130V132H126L125 131V134L122 132V133H119V130H120V132H121V130L122 129H119L118 128V126L121 128V126L120 125H118V124H120V123H122V122H129V116L128 117H125V114H123L124 112L127 114V112H128V110H129V112H131V114H130V117L131 118H134L135 117V114H132V112L134 111L133 109L134 108H132L130 105L132 104H130V102H131V100H135V98L134 97H132L135 93H132L130 90H129V86H127V82H126V85L124 86V89H125V92H126V88L127 87H129L128 88V90H129V93H128V91H127V94L129 95L130 93V95H129V97L131 98H129L128 99V95L126 96V95H124V94H122V93H124V92H120V94H117V95H115V96H117V98H118V95H119V98H118V100H121V97H122V95L123 96H126L124 99H125V101H127V103L124 101V99H122L121 101L123 102V103H125L126 105H128V106H122V108H126L125 110L123 109V111L122 110H120V111H118V109H122V108H120V106L118 107V105L119 104H121L122 102L120 101V102H118V101H116V104H115V101L114 100H116V99H114V100H110L109 98H107V99H104L103 101H101V98L100 99H95L94 101H92V100H89V101H86V102H84L85 100H84V97H86L88 94H90V93H92V92H90L91 90H92V88L93 89H95L93 86H95L96 84L95 83H100V82H103L104 84H106L107 86H108V84L107 83H109V85L111 86L112 85V82L110 83V81H112L111 80V78L108 76V74L109 73H112V72H110L111 70ZM127 68H130V70H128ZM133 68H135V69H137L136 71L133 69ZM183 68V69H182ZM184 68H187V69H190L191 68V65H189V64H187V66L186 65H184V66H180V67H178L177 68V70H178V72H180V71H182V70H185ZM49 69V70H48ZM132 69H133V71L136 73H134L133 71H132ZM182 69V70H181ZM193 69V68H192ZM5 70H6V68H5V66L2 68V69H0V73H5ZM51 70V71H50ZM110 70V71H109ZM139 70V71H138ZM162 70V71H163ZM52 71H54V72H52ZM58 71V70H57ZM109 71V73L107 74V72ZM193 71H196V69L194 68L193 69ZM82 72V73H81ZM143 72H148L149 73V75H148V73L147 74H145L144 73V75H143ZM220 72V71H219ZM50 73V74H49ZM78 73V74H77ZM133 73H134V75H133ZM126 74V73H125ZM124 74V75H125ZM137 74H138V76H137ZM139 74L141 75H143V76H141V77H143V78H141V79H143V81H140L139 80ZM94 75H96V76H94ZM100 78V80L98 81L97 79H99L98 77ZM106 76H108V77H106ZM126 76V75H125ZM144 76H146V77H144ZM148 76V77H147ZM93 77L95 78V82H94V79H93ZM129 77H133L132 79L131 78H129ZM136 77H138L137 79L139 80H135V78ZM92 78V79H91ZM97 78V79H96ZM101 78H103V79H105V80H101ZM148 78V79H147ZM208 78V77H207ZM92 80L93 81V83L90 81V80ZM130 79V80H129ZM133 79L135 80V82L134 83H132L133 82ZM146 79V80H145ZM129 80V81H128ZM58 81L60 82V83H58ZM96 81H98V82H96ZM145 81V82H144ZM148 81H150V82H148ZM132 84H131V83ZM139 82V83H138ZM145 83V85H146V87L144 88V83ZM147 82V83H146ZM2 83H3V85H2ZM148 83H150V85H148V87H150V88H152V89H154L153 90V92H152V89H150V88H148L147 87V84ZM164 83V82H163ZM163 83H161L159 86H163V87H165V89H167L166 91L169 93V94H171V92L173 91H175V89L174 88H178V87H174V88H172L171 87V85L173 84V83H171V85H169V84H164L163 85ZM170 83V82H169ZM61 84V85H60ZM62 84H63V86H62ZM74 84H78L77 86H78V88H77V86L76 85H74ZM139 84V85H138ZM152 84V85H151ZM155 84L157 85L156 87H155ZM175 84V83H174ZM252 84V83H251ZM250 84V87L252 86ZM255 84V86L253 85L251 88H249V91L252 89H254V91L255 90H259L258 89V84H256V82L254 83ZM0 85H1V91H0V95H2V93H3V91H4V89H3V86H4V82L3 81H1L0 80ZM134 85V86H133ZM136 85V86H135ZM138 85V86H137ZM168 85V88H166V86ZM76 86V88L74 89V87ZM110 86H108V88L110 87ZM143 86V87H142ZM172 86H174V85H172ZM175 86H177V85H175ZM207 86H209V85H207ZM258 86V87H257ZM70 87V88H69ZM112 87V86H111ZM110 87V88H111ZM210 87V86H209ZM254 87V88H253ZM172 88V90H169L168 91V89H171ZM257 88V89H256ZM149 89V90H148ZM251 90V91H252ZM151 92V94H149V93H145V92ZM250 91V92H251ZM252 91V96L251 97H249L247 100H244V99H242L241 98V96L240 97H237V98H235V99H233V101H231V103H230V105L229 106H231L232 104H234V105H232L230 108H229V111L230 110H232L233 112H234V110H236V106H238L239 104H241V105H239L237 108H244L246 105V103H247V106L245 107V109L248 107V109H246L247 111L248 110H251L252 108L251 107H254V105L255 104H257V107L259 108V106H260V110H261V105H259V104H262V110L264 111V106H263V103H264V98H263V95H260L262 98H259V96H257L255 93H257V92H259V91ZM55 92V91H54ZM54 92H53V94H54ZM90 92V93H89ZM173 92H172V94H173ZM254 93V94H253ZM42 94H41V96H42ZM52 94V95H53ZM147 94H148V96H147ZM84 95H86V96H84ZM113 95V94H112ZM153 95H154V93L152 94V98H153ZM255 95V96H254ZM54 97L55 96H57V95H53ZM59 96V95H58ZM57 96V97H58ZM71 96H74V102H73V100L72 101H70L71 99H70V97ZM76 96V97H75ZM121 96V97H120ZM144 96H146V97H144ZM30 97H32L31 95H30ZM123 98V97H122ZM143 98H142V100H143ZM177 98V99H176ZM240 100H239V99ZM28 99L30 100L31 98H29L28 97ZM72 99H73V97H72ZM237 99H238V101H237ZM82 100H84L83 102H82ZM87 100V99H86ZM152 100H153V102H155L156 104H157V106H159V107H161V105H163V107H161V110L160 109H158V108H155V107H157L156 106V104L155 103H153L152 102ZM245 102H244V101ZM261 100H263V101H261ZM6 98L5 97H3V96H0V106L3 104V103H6ZM114 101V102H113ZM147 101V102H146ZM181 102L182 104H185L186 103V107H185V105H182L181 103H179V102ZM235 101H237V104L235 103ZM239 101H243V102H241V103H239ZM248 101V102H247ZM258 101V103H256ZM262 103H261V102ZM50 102V103H49ZM75 102V103H76ZM234 102V103H233ZM114 103V104H113ZM118 103V104H117ZM130 105H129V104ZM175 103H177V105H175ZM179 103V104H178ZM239 103V104H238ZM244 103V104H243ZM171 104H174L173 106H175V107H173ZM180 104L182 105V106H184L185 107V109L181 106L180 107ZM243 104V105H242ZM26 105V106H25ZM49 105H51V107L49 106ZM77 105V106H78ZM117 105V106H116ZM122 105H124V104H122ZM155 105V106H154ZM236 105V106H235ZM130 106V107H129ZM170 107V108H168V107ZM173 108H176V109H172L171 110V108L172 107ZM176 106H178V108H181L180 109V111H177V107ZM233 106L235 107V108H233ZM117 107H118V109H117ZM131 108L132 109V111H130L131 109H128V108ZM168 108L170 111H165L164 109L165 108ZM188 107V108H187ZM251 109H250V108ZM256 106H255V108H257ZM65 108V109H66ZM183 108V109H182ZM254 108V109H255ZM62 109V110H61ZM66 109V110H67ZM155 109V110H154ZM254 109H252V110H254ZM0 110H1V107H0ZM55 110V111H54ZM176 110V112H174ZM251 110V111H252ZM260 111V113L259 114H261L263 111ZM57 111L59 112L58 114H56L57 113ZM120 112V113H118V112ZM173 111V112H172ZM182 111V112H181ZM187 111L185 112V114L187 113ZM250 111V112H251ZM54 112H56V113H54ZM66 112V111H65ZM68 112V111H67ZM123 112V113H122ZM158 111H156L155 113H157ZM161 112L160 113H158L161 117L164 115H161ZM177 112H181V114L180 115H178V116H176V114H177ZM231 112V111H230ZM232 112V113H233ZM33 113V114H32ZM54 113V114H53ZM133 113H135V112H133ZM154 113V114H155ZM32 116H31V115ZM119 114H120V116H119ZM124 115V116H123ZM131 115H133V117L131 116ZM155 115H157V114H155ZM154 115V116H155ZM159 115H157L158 117H159V119H160V116ZM184 115V114H183ZM182 115V116H183ZM264 115V112H263V114L262 115H258L259 117L261 116V118H262V116ZM33 116H34V118H33ZM85 116V117H84ZM157 116H156V118H157ZM165 116V115H164ZM163 116V118H165ZM257 116V119L255 120V121H253V123L252 124H249L250 123V120H247V118L246 119H244V118H242V119H244V120H246L247 122H249V123H247L246 121H245V123H244V120H243V122H240L241 124L242 123H244V124H246L247 125V127L249 128V129H245V131H246V136L247 137H250V136H252V133H254L253 131H255V130H257L258 131V127L256 126V124H258V123H256V121L258 122V120L260 119L261 120V118H259ZM125 117V118H124ZM58 118V119H57ZM127 118V119H126ZM131 118H130V120H131ZM158 119V118H157ZM242 119L240 120V121H242ZM84 120H86V121H84ZM119 120H121V122H119ZM127 120V121H126ZM161 120H164V119H162L161 118ZM180 120V121H179ZM82 121L83 122H85V124H83L82 123ZM104 122V123H99V122ZM177 121V122H176ZM34 122H35V126L33 125L34 124ZM260 122V121H259ZM87 123V124H86ZM98 123L99 124H101L100 126L98 125ZM38 126H37V125ZM104 124H106L105 126H107L108 125V130L110 131V128L109 127H111L115 132H118L119 134H121V135H119V134H117V135H115V133H114V135H113V137H112V134L110 133V132H108V139H104V141H103V135L101 136V138L99 137L100 136V134L97 132V129H99V128H101L102 127V125H104ZM109 124L111 125V126H109ZM159 126H160V124H161V122H160V120H159ZM250 126H249V125ZM191 125V124H190ZM190 125L188 124V126L190 127ZM259 125V124H258ZM37 126V127H36ZM99 126V127H98ZM116 126V127H115ZM187 126V127H188ZM192 126V125H191ZM38 127H40V128H38ZM114 127L115 128H117V129H114ZM38 128V129H37ZM192 128V127H191ZM188 129V128H187ZM184 130H186V127H185V129ZM192 129H189V130H186V133H187V131H191ZM248 130V131H247ZM99 131V130H98ZM124 131V130H123ZM193 131V130H192ZM255 132L256 134H258V136H259V138H258V136L255 134V137H254V139H255V141H257V143H256V148L258 147L257 146V144H258V141H262V136L259 134V132ZM32 133V135H33V137H32V135L30 136V135H28V134H31ZM47 133H49V134H47ZM99 134V136H98V134ZM128 135H127V134ZM191 132H189V134H190ZM46 134H47V136H49L50 135V137L49 138H47L46 140H44V138H45V136H46ZM129 134L130 135H133V136H129ZM154 134H157V133H154ZM188 134V133H187ZM253 134V135H254ZM45 135V136H44ZM10 136H12V135H10ZM46 136V137H47ZM58 136H60L59 138H58ZM114 136H116V138H117V140H116V138H115V140H114ZM137 137V138H135V137ZM233 136V135H232ZM43 137V138H42ZM126 137V138H127ZM129 137H130V140H129ZM132 137H133V139H132ZM228 137V138H227ZM226 138L228 139V140H230V137L231 136H227ZM258 138V140H257V138ZM11 138V139H10ZM42 138V139H41ZM99 138H100V140H99ZM224 138V137H223ZM222 138V139H223ZM234 138V136L231 138V139H233ZM121 140H119V142H121L122 143V141H123V139L122 138H120ZM131 139H132V141H131ZM225 139V138H224ZM9 140H11V141H9ZM13 140H16L15 138L13 139L12 137H9V136H4L3 137V142H8V144H9V142L10 143H12L13 145L14 144H16V143H14V141ZM27 140L31 143H29V144H27ZM54 140H57V141H59L58 142V146H57V144H52L51 143V146L53 147V150L54 149H56L55 147L57 146V148L58 149H56V150H58V153H59V155L57 154V152H55L56 150H54V155L53 156H55L56 155V158L54 159V157L53 158H50L49 157V155H48V153L46 152V151H43V149H41L42 147H43V145H49L50 146V142H54ZM114 140V141H113ZM2 140H0V142H1ZM99 141V142H98ZM116 142V143H113L112 144V142ZM127 141V142H128ZM6 142V143H7ZM16 142V141H15ZM37 142H39V140L38 141H35L34 143H37ZM130 142H128L127 143V145H129V147H128V150L130 151V149L132 148V151H134V149H135V151H134V154H135V152L137 151L138 152V150H136L137 148L135 147L134 148V146H137L138 148H139V146L138 145H133V144H131ZM60 143H61V145H60ZM99 143V144H98ZM101 143H105L104 145L105 146H107V148H105V146L104 145H101ZM110 143H111V145H113V146H111V147H109L108 148V144H109V146H110ZM120 143V144H121ZM216 143H217V145H219L218 143L219 142H217L216 141ZM7 145L6 144V147L7 146H12L13 147V145ZM130 144H131V147H130ZM221 144V143H220ZM29 145V146H28ZM33 147H32V146ZM53 145H55V146H53ZM100 145H101V149H102V147H103V149L105 148L106 150H109V152L108 151H105V149L102 151V150H100L101 151V153L102 152H106L104 155H105V157H102L101 159H100V157L101 156H104L103 154L101 155V153H100V151H99V149H100ZM119 144H117V146H118ZM132 145H133V147H132ZM162 145L164 146V144H161V146H157L160 150L161 149H163L164 147H162ZM15 146V145H14ZM116 146V147H117ZM41 147V148H40ZM255 147V146H254ZM259 147H260V149H261V146H260V144H259ZM258 147V148H259ZM8 148H10V147H8ZM112 148V149H111ZM130 148V149H129ZM157 148V149H158ZM255 148V149H256ZM41 149V150H40ZM158 149V150H159ZM177 149H179V148H177ZM177 149H174V150H176V151H172V154H173V156L171 155V157H174L175 155H176V152L177 153H180V150L181 149H179V151L177 150ZM255 149H253V150H255ZM20 150V151H19ZM46 150V149H45ZM59 150H61V151H59ZM215 150H217L218 151V149H215ZM252 150V151H253ZM257 150V151H256ZM254 152H252L251 151V153L253 154L254 153V155L256 156L259 152H258V150L259 149H256ZM216 151V152H217ZM220 151V150H219ZM219 151H218V153H219ZM260 151V150H259ZM99 152V153H98ZM170 152V151H169ZM174 152H175V154H174ZM211 152H213V151H211ZM0 153H2V154H4L5 152L3 151V150H1L0 151ZM62 153V154H61ZM131 153V152H130ZM133 153V152H132ZM131 153V154H132ZM257 153V154H256ZM16 154V155H15ZM20 154H22L21 156H19ZM72 154H75V156L73 155V156H71ZM100 154V155H99ZM133 154V155H134ZM149 154H151L150 156L148 155V154H146L148 157L147 158H149V157H154V154H153V152L151 151V152H149ZM153 154V155H152ZM171 153H168V154H166L167 156V158L166 157H164L165 159H167V160H162V162L160 163V164H163V165H161V167L163 166V168L164 167H167V166H165V162L167 163V161H168V165H170V168H174L175 167V170H176V166H177V168H178V166H179V164H178V160H180V159H178L179 158V154H177L175 157H177L178 156V158H177V160H176V158H172V159H170L169 157V155H170ZM210 154H212V153H210ZM214 154V153H213ZM58 155V156H57ZM76 155H78L77 157L79 158H77L76 157ZM111 155V154H110ZM136 155V154H135ZM134 155V156H135ZM146 155H144V160H143V162L147 159L146 158ZM217 155V153H215V156ZM253 155V156H254ZM169 156V157H168ZM210 156V155H209ZM212 156V155H211ZM218 156V155H217ZM70 157H74V161L76 162L75 164H76V170L77 171H75V166H73V165H75L72 161H73V159L72 158H70ZM75 157H76V159L79 161V165H77V160H75ZM114 159H113V158ZM212 157H214V156H212ZM259 157V156H258ZM104 158V159H103ZM151 158H149V159H147L148 161H149V164H150V162L152 161L151 160ZM168 158L170 159V160H168ZM116 159V156L114 155V154H112L111 155V157H110V160H111V164H114L115 163V160ZM173 159H175L176 160V162L177 163H175L174 161H173ZM20 160L25 164H23L22 162V164H20ZM110 160H109V163H110ZM125 160H127L126 162L124 161V164H126V165H128V164H130L129 163V160L130 159H125ZM132 160V159H131ZM130 160V161H131ZM264 159H262V158H260L259 157V159L257 158V160H256V163L258 164V161H259V166H261V167H259L257 164V166H256V169H258V173H260V177H258L259 179L260 178H262L261 177V171H262V173H263V171L264 170H262V169H264V168H262V166L264 165V161H263ZM170 161V162H169ZM263 161V162H262ZM72 163L71 164V166L70 165H68L69 163ZM147 162V161H146ZM146 162L145 163H143V164H146ZM155 162V161H154ZM157 162H160V161H157ZM156 162V163H157ZM172 162H174L173 164H174V167H171V166H173L172 164H169V163H172ZM261 162H262V164H261ZM128 163V164H127ZM156 163H153V161L151 162V165H149L150 167H152L153 166V168H161L160 167V165L159 164H157V166L159 165V167H157L155 164ZM67 164V165H66ZM110 164V165H111ZM153 164V165H152ZM146 165H148V164H146ZM27 166V167H26ZM155 166V167H154ZM28 167H31L30 169H27ZM66 167V168H65ZM67 167H72L71 168V170H69V168L67 169ZM78 167V168H77ZM144 167V166H143ZM259 167V168H258ZM61 169L62 168V170H58L57 171V169ZM155 168V169H156ZM168 168H169V166H168ZM167 168V169H168ZM169 168V169H170ZM181 168V167H180ZM180 168L178 169L180 172H182L183 173V175H182V173H180L179 171V173L181 174V175H179V173L177 172V174H176V171H175V173H174V175H172V177L173 176H176V175H178L179 177L180 176H184V170H180ZM260 168H262V169H260ZM67 169V170H66ZM156 169V170H157ZM162 169V168H161ZM161 169H159V170H161ZM166 169V170H167ZM168 169V170H169ZM171 169V170H172ZM214 168H212V171H214L213 170ZM167 170V171H168ZM171 170H169L171 173L173 172V171H171ZM216 170V169H215ZM59 172V173H57V172ZM68 171H70V172H68ZM73 171V172H72ZM166 171V172H167ZM65 174V176H64V174ZM66 172V173H65ZM67 172H68V174H67ZM78 172V173H77ZM126 172V171H125ZM124 171H123V173H125ZM210 172H211V170H210ZM76 173V175L77 174H79L78 176H73L74 174ZM123 173H121V174H123ZM173 174V173H172ZM264 174V173H263ZM263 174H262V176H263ZM63 175V176H62ZM70 175H72V176H70ZM179 177H175V179H179V180H183V178H179ZM262 179H264V177L262 178ZM176 180V181H177ZM261 180V179H260ZM170 181H172V182H174L175 180H170ZM7 185V186H9V188L8 187H4V185ZM161 184H159V188L161 187V192H159L160 193V195H162V197L163 198H161V196H160V199H161V201H162V203H163V201H164V192H163V194H162V191H163V189H165V188H163V186H164V184H162L161 186H160ZM223 186V185H222ZM163 188V189H162ZM223 188H224V186H223ZM71 189V190H70ZM159 190V191H160ZM169 190V189H168ZM171 190H172V188H171ZM170 191V190H169ZM169 191H167V192H169ZM158 193V194H159ZM171 193V194H170ZM169 193V195H170V199L168 198V196L169 195H166L167 197L165 198V201L166 200H170V201H172V199H173V195H172V192H170ZM174 193V192H173ZM154 194H156V193H154ZM158 194H156L157 195V197L159 198V196H158ZM241 194V193H240ZM3 195H5L6 197H4ZM149 195H152L151 193H149ZM156 195H154V196H156ZM176 194H175V200L173 199V202L174 201H176V205H177V207H178V204H181V202H182V204L184 203V202H186L185 203V205L187 206V204L188 203H190L189 204V206H194V205H196L197 203H199V204H201L202 203V205H204L205 203H204V200H203V202H200V201H198L199 199H196L197 200V202L195 203L194 201H196V200H190V201H186V196L184 195V196H177V197H179L178 199H176ZM239 196V195H238ZM244 198H243V197ZM245 196H246V198L248 197L246 194L244 195H241V196H239V203H241V205H244V203L243 202H245V201H247V204L249 205V198H245ZM240 197H241V202H240ZM168 198V199H167ZM163 199V200H162ZM244 199V200H243ZM246 199V200H245ZM209 200H211V199H209ZM209 200H205V202L206 203H208L207 205H208V207L210 206V209L211 210H209V211H214V209L212 210V208H213V206L212 205H210L209 203H212V200L211 201H209ZM242 200H243V202H242ZM164 201V202H165ZM192 201V202H191ZM202 201V200H201ZM209 201V202H208ZM169 201H167V202H165V204L166 203H168ZM193 203V204H192ZM195 203V204H194ZM204 203V204H203ZM246 203H245V205L246 206H248ZM166 205H169V204H166ZM185 205H182L183 207L185 206ZM202 205H196V207L198 208L199 207V209H200V207L202 206ZM206 204L204 205V206H202V213H200L201 211L200 210H198V209H196V207H195V209H194V207H192L193 209H192V212H193V215H195V213L194 212H196L195 210H197L198 212H196V215L197 216H199L198 214H204L205 212V210H207L208 211V209L206 208V206H207ZM5 206V207H4ZM171 205H169V207H170ZM181 206V205H180ZM179 206V207H180ZM185 206V207H186ZM4 207V208H3ZM183 207L181 208H179L178 210V215H177V217H179V216H181V217H179V218H177L178 220H179V222L184 218V214L182 215V213H180V212H183V210L185 211L186 209L184 208L183 209ZM212 207V208H211ZM204 208H206V209H204ZM181 209H183L182 211H180ZM186 212H188L187 214H191L192 215V213H191V210L190 211H186ZM190 212V213H189ZM204 212V213H203ZM215 213V212H214ZM181 214V215H180ZM27 215V216H26ZM3 216H5V220H2V217ZM202 216V215H201ZM21 218V219H20ZM201 219H206V218H204L203 216H202V218L200 217V221H202ZM2 220V221H1ZM188 227H189V224L187 225ZM188 227H186V228H188ZM185 228V229H186ZM189 229V231H190V229H191V227H189L188 228ZM187 229V230H188ZM186 230V231H187ZM188 232V231H187ZM13 237H12V236ZM20 235V236H19ZM12 237V238H11ZM15 237V238H14ZM9 241V242H10ZM23 243V244H25L24 246H23V244H21V243ZM96 243V246H92V250H93V248H95L94 250H95V254L96 253H102L103 254V251L101 252V249H100V247H99V245H98V242L96 241L95 242ZM94 243V244H95ZM10 244V243H9ZM6 245V244H5ZM8 245V244H7ZM6 245V246H7ZM12 245V246H13ZM10 245H8V247H9ZM12 246H11V248H12ZM2 249V247L0 248V264H8L9 262V264H14L13 263V261L15 262V263H17V260L19 261L17 264H20V262H21V264H34V262H33V259H31V258H29L26 254L24 255V256H26V257H28V260H27V258L26 257H24V256H21V257H18V255L17 254H15V255H17L16 257H15V255H14V253H10L11 255H7V254H5L4 252H3V250H1ZM75 249L78 251V247H75ZM96 249H98V252L96 251ZM99 249H100V251H99ZM24 250H25V252H24ZM92 250H91V254H93L94 252H92ZM7 255V256H6ZM13 255H14V257H13ZM11 256V257H10ZM18 257V258H17ZM24 257V258H23ZM15 260H14V259ZM20 258H23V260L22 259H20ZM11 259V260H10ZM55 259V258H54ZM13 260V261H12ZM25 260H27V261H25ZM31 261V262H30ZM8 262V263H7Z\"/></svg>",
  "mask_w": 264,
  "mask_h": 264
},
{
  "label": "clouds",
  "instance_id": "3",
  "mask_svg": "<svg viewBox=\"0 0 264 264\" xmlns=\"http://www.w3.org/2000/svg\"><path fill=\"white\" fill-rule=\"evenodd\" d=\"M162 180L175 177L149 166L110 174L101 165L75 191L57 193L33 209L26 255L34 264H51L66 255L59 248L71 232L97 241L108 264H202L208 258L217 264H264V229L221 232L212 211L203 214V222L193 220L185 238L178 230L177 205L149 195L159 192Z\"/></svg>",
  "mask_w": 264,
  "mask_h": 264
}]
</instances>
